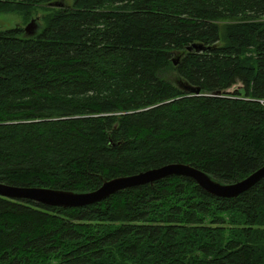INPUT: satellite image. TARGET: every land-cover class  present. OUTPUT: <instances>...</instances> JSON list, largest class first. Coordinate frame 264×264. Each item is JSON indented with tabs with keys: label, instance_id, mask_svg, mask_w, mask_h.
<instances>
[{
	"label": "trees",
	"instance_id": "16d2710c",
	"mask_svg": "<svg viewBox=\"0 0 264 264\" xmlns=\"http://www.w3.org/2000/svg\"><path fill=\"white\" fill-rule=\"evenodd\" d=\"M0 0V182L93 192L171 164L264 165V0ZM38 18V19H37ZM199 90V93H192ZM0 264H264V180L169 177L80 208L0 197Z\"/></svg>",
	"mask_w": 264,
	"mask_h": 264
},
{
	"label": "water",
	"instance_id": "95a60500",
	"mask_svg": "<svg viewBox=\"0 0 264 264\" xmlns=\"http://www.w3.org/2000/svg\"><path fill=\"white\" fill-rule=\"evenodd\" d=\"M55 4V3H54ZM37 33V21L33 19L25 28L27 36ZM192 93H199L193 90ZM185 177L195 181L205 192L218 198H237L264 180V165L247 178L233 184H221L205 172L184 164H171L140 174L104 181L93 192L75 193L70 191L16 187L0 182V197L11 200H26L38 204L59 208H80L102 202L125 190L154 184L169 177Z\"/></svg>",
	"mask_w": 264,
	"mask_h": 264
},
{
	"label": "rangeland",
	"instance_id": "374dc122",
	"mask_svg": "<svg viewBox=\"0 0 264 264\" xmlns=\"http://www.w3.org/2000/svg\"><path fill=\"white\" fill-rule=\"evenodd\" d=\"M72 3H73V0H58V2H56L52 6L53 7H62V6H66V5H71ZM50 9L51 8L47 5H44V6L37 8V10L34 11V17L31 19L33 20V19H35V17L47 15L50 12ZM32 20L27 22L26 19L21 14H7V13L0 14V31H6V30L14 29L18 26L26 28V26ZM38 23H39V19L37 20V24ZM42 25H43V22L40 21L39 27Z\"/></svg>",
	"mask_w": 264,
	"mask_h": 264
}]
</instances>
